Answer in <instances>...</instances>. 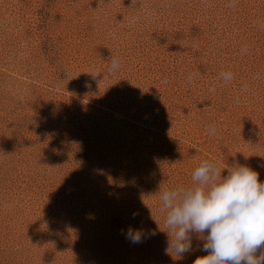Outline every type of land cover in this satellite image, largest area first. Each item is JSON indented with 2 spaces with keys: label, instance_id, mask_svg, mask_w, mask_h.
Wrapping results in <instances>:
<instances>
[{
  "label": "rangeland",
  "instance_id": "rangeland-1",
  "mask_svg": "<svg viewBox=\"0 0 264 264\" xmlns=\"http://www.w3.org/2000/svg\"><path fill=\"white\" fill-rule=\"evenodd\" d=\"M204 160L264 182V0H0V264H193L155 194Z\"/></svg>",
  "mask_w": 264,
  "mask_h": 264
},
{
  "label": "clouds",
  "instance_id": "clouds-1",
  "mask_svg": "<svg viewBox=\"0 0 264 264\" xmlns=\"http://www.w3.org/2000/svg\"><path fill=\"white\" fill-rule=\"evenodd\" d=\"M235 3L231 0V6ZM119 68V58L111 56L108 71ZM220 78L227 83L233 74L221 72ZM209 131L215 134L216 129L210 126ZM225 169L227 175H222ZM192 181L187 188L160 186L155 194L164 214L163 228L155 222L168 236L165 252L182 259L192 251L195 235L203 240L207 255L198 256L193 264H264V182L259 173L245 165L220 168L204 160L194 169ZM142 236L140 229H127L126 238L132 243L141 242Z\"/></svg>",
  "mask_w": 264,
  "mask_h": 264
}]
</instances>
